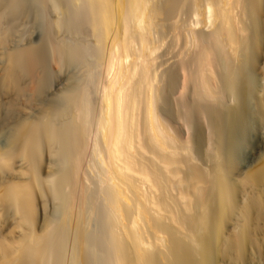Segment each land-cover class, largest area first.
I'll use <instances>...</instances> for the list:
<instances>
[{"label": "bare ground", "instance_id": "bare-ground-1", "mask_svg": "<svg viewBox=\"0 0 264 264\" xmlns=\"http://www.w3.org/2000/svg\"><path fill=\"white\" fill-rule=\"evenodd\" d=\"M39 1L0 0V264H264V0L57 2L82 71L62 99Z\"/></svg>", "mask_w": 264, "mask_h": 264}, {"label": "rangeland", "instance_id": "rangeland-1", "mask_svg": "<svg viewBox=\"0 0 264 264\" xmlns=\"http://www.w3.org/2000/svg\"><path fill=\"white\" fill-rule=\"evenodd\" d=\"M26 1H28L27 3L29 4V6H30V4H31V6H32V3H33V0H26ZM46 1V2H45ZM62 0H60V1H58V0H40L39 1V7H40V10L41 11H43V12H41L40 13V21L42 22H40L39 24H40V27H39V24H38V29H39V31L41 32L40 33V36L41 35H44L42 38H44V40H42V42L44 43V41H46L45 39H48V38H46V36H47V33H49V35H48V37H50L51 36V38H54V39H52L53 41V44H54V46L56 47V48H58L59 49V47H60V49L63 51V52H61V50L59 49V52H60V68H59V70L58 71H56V72H49L47 75V92H55V91H57V93L58 94H60V97H59V99L61 98V89H62V92H63V90H65L64 88H65V85H66V83H67V81L70 79H74V78H72V76H74L75 78L77 77L76 75H78V73L80 72V73H82V71H81V69L79 70V68H81V66H80V62L79 61H77V56L75 55L76 53H75V50H73L75 47V45H74V42H75V44H76V40H78V39H74V36L73 35H71V34H73L70 30H71V28L70 27H72V25L70 24L71 22H72V19L70 20V21H67L66 20V18L67 19H69V17H66V16H64L63 14H62V12H60V10H61V2ZM41 2V3H40ZM57 2H61L60 4H59V6L57 5L58 3ZM43 5H44V7H43ZM57 7H59V9L57 8ZM43 10H42V9ZM46 8V9H45ZM45 9V10H44ZM49 10V11H48ZM59 10V11H58ZM50 12V13H49ZM60 12V13H59ZM42 14V15H41ZM50 14V15H49ZM48 15V16H47ZM50 17V18H49ZM66 17V18H65ZM48 19H49V21H48ZM44 20V21H43ZM51 20H54L55 22H56V24H58V26H57V28L55 29V25H52V24H54L55 22L54 21H51ZM68 22H69V24H68ZM47 23V25H45ZM49 23V24H48ZM31 22H29V24H28V28H29V26L31 27ZM51 24V25H50ZM52 27L53 26V30H54V32H52L51 30H49V27ZM70 26V27H69ZM45 28H47V29H45ZM30 30L32 29V28H29ZM29 29H28V31H29ZM70 29V30H69ZM46 30V31H45ZM69 31H70V33H69ZM46 32V34H44ZM51 32H52V34H51ZM53 34H54V36H53ZM73 36V37H72ZM50 38V39H51ZM71 38V39H70ZM56 39V40H55ZM74 40V41H73ZM56 41V42H55ZM70 42H71V44L72 45H74L73 47H72V49H71V45H70ZM55 43H57V44H55ZM58 44H59V46H58ZM45 46H47V41H46V43L44 44ZM164 48H165V45L164 46H162L158 51H157V53L156 54H158L159 53V55L161 54L160 52L161 51H163L164 50ZM71 50H73L72 52H71ZM175 50H176V48H175ZM173 52H175L174 50H173ZM172 52V53H173ZM242 52H243V50L241 51V54H242ZM72 54H74V55H72ZM170 56V54L168 55H162L161 54V56L160 57H157V60H156V63H158L159 61H162V60H165V59H170V60H168L169 61V63H170V61L171 60H173L174 58H172L171 56ZM248 56V55H247ZM246 55H245V50H244V53L242 54V56H240V57H238V60H237V63L239 64V66L241 67V69H242V72H243V70H244V73H243V76L245 77V79H246V81H245V88H247V89H245V95H246V100L248 101H246V103H244L245 105H244V107H243V110H245L246 112H247V123H245V124H247L246 126L248 127V125H249V123H250V121L254 118V113L252 112V111H254L255 110V105H254V88L256 87V85L258 86V84H260V74L258 75V73L259 72H261V70L260 69H256V67H258V65L262 62V59H260V57H255L254 59H250V58H246L247 57ZM247 59V60H246ZM249 60V61H248ZM79 63V64H78ZM248 64V65H247ZM165 65V64H164ZM162 66V67H167V65L166 66ZM162 67H160V68H162ZM244 67V68H243ZM247 67V68H246ZM79 70V71H78ZM250 70H252V71H250ZM253 70H255V71H253ZM247 71V72H246ZM79 73V74H80ZM52 74V76H50ZM72 74V75H71ZM68 77V78H67ZM71 77V78H70ZM258 77V78H257ZM257 81V82H256ZM248 82V83H247ZM250 86V87H249ZM58 88H59V90H58ZM252 88V89H251ZM50 89V90H49ZM243 89H244V87H243ZM49 90V91H48ZM250 90H252V92L250 91ZM59 91V92H58ZM227 92H228V90H227ZM227 94V93H226ZM229 94H230V92H229ZM171 95H172V97L173 98H175V97H179L178 96V93H177V91L176 92H173V93H171ZM251 97H253V98H251ZM62 99V98H61ZM246 104H248V105H246ZM252 105V106H251ZM167 107V106H166ZM218 109H219V111H221V113H223V114H226L228 111H229V106H227V104H219L218 106ZM247 107V108H246ZM170 109L171 108H173V111H174V113L177 115V109H178V106H176V105H171L170 107H169ZM228 109V110H227ZM251 113V114H250ZM253 113V114H252ZM248 114H249V116H248ZM253 115V116H252ZM163 116V118L167 121V123L169 124V126H171L174 130H175V132L177 133V135H178V137L180 138V140H182V141H186V140H188V141H190L191 143H192V146H194L195 145V143L193 144V142H195L194 140V136H192L194 133H192L193 131H190V129L189 130H187L186 129V127H184V125H183V122L180 120V119H176V121H172L170 118H168V117H170L169 115H167L166 116V114H164V115H162ZM200 119H202V118H200ZM205 119L203 118L201 121H199V122H203V123H201V125H203V127L205 126L206 127V124H204L205 123V121H204ZM225 120V119H224ZM182 123V124H181ZM225 123V122H224ZM200 124V123H199ZM192 130V129H191ZM190 131V132H189ZM186 132V133H185ZM195 132V131H194ZM192 133V134H191ZM191 136H190V135ZM189 136H190V139H189ZM221 137V138H220ZM219 138H217V140L219 141V143H220V140L222 139L223 140V138L225 139V137L224 136H220ZM193 138V139H192ZM215 138V139H216ZM186 139V140H185ZM191 143H190V145H191ZM221 143H222V141H221ZM247 143V142H246ZM215 144V143H214ZM240 146H243V147H240ZM239 146V148L237 147V149H238V151H239V157H241V161H243L244 162V159H243V157H244V154L246 153L245 151L246 150H248V148L250 147L249 146V144L247 143L246 144V146H245V142H242L241 143V145ZM245 146V147H244ZM195 147V146H194ZM248 147V148H247ZM204 148H206V146L204 147ZM241 148H242V150H241ZM205 150V149H204ZM241 151V152H240ZM241 155V156H240ZM207 159H210L209 157L207 158ZM208 162H209V160H208ZM242 176V175H241ZM226 219V218H225ZM226 252V251H225ZM224 253V252H223ZM221 255H224V254H221ZM227 255V253H225V256ZM224 258H226V257H224L223 256V259L222 260H224ZM230 260H228V259H225V261L223 262V261H218V263H231V262H229ZM233 263V262H232ZM236 263V262H235ZM237 263H243L241 260L239 261V259L237 260ZM245 263V262H244Z\"/></svg>", "mask_w": 264, "mask_h": 264}]
</instances>
